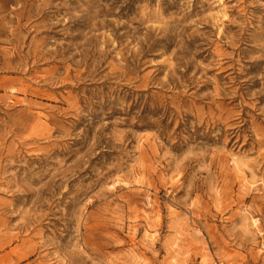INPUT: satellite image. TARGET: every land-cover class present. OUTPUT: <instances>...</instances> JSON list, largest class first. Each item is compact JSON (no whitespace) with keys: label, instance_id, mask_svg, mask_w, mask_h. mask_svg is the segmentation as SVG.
Instances as JSON below:
<instances>
[{"label":"rangeland","instance_id":"rangeland-1","mask_svg":"<svg viewBox=\"0 0 264 264\" xmlns=\"http://www.w3.org/2000/svg\"><path fill=\"white\" fill-rule=\"evenodd\" d=\"M0 264H264V0H0Z\"/></svg>","mask_w":264,"mask_h":264}]
</instances>
